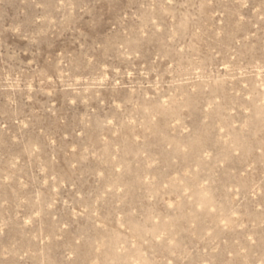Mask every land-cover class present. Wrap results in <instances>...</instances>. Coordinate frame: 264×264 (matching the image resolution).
<instances>
[{
	"label": "rangeland",
	"instance_id": "rangeland-1",
	"mask_svg": "<svg viewBox=\"0 0 264 264\" xmlns=\"http://www.w3.org/2000/svg\"><path fill=\"white\" fill-rule=\"evenodd\" d=\"M0 264H264V0H0Z\"/></svg>",
	"mask_w": 264,
	"mask_h": 264
}]
</instances>
